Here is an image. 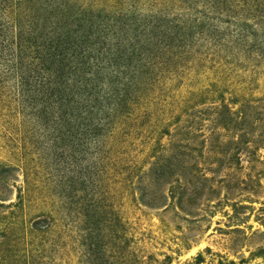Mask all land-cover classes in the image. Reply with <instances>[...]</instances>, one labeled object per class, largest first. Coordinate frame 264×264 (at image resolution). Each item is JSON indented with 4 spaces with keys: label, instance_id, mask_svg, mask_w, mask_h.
<instances>
[{
    "label": "rangeland",
    "instance_id": "1",
    "mask_svg": "<svg viewBox=\"0 0 264 264\" xmlns=\"http://www.w3.org/2000/svg\"><path fill=\"white\" fill-rule=\"evenodd\" d=\"M0 264H264V0H0Z\"/></svg>",
    "mask_w": 264,
    "mask_h": 264
}]
</instances>
